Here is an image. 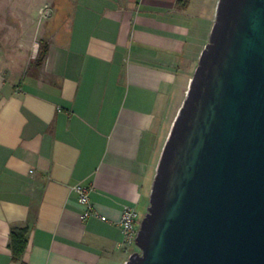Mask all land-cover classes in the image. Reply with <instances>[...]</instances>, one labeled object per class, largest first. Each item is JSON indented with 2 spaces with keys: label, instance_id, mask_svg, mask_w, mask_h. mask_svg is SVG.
<instances>
[{
  "label": "crops",
  "instance_id": "1",
  "mask_svg": "<svg viewBox=\"0 0 264 264\" xmlns=\"http://www.w3.org/2000/svg\"><path fill=\"white\" fill-rule=\"evenodd\" d=\"M220 1H7L26 33L0 42V264H127L137 253L124 243L123 210L149 211ZM46 3L49 54L37 67L28 32ZM80 183L94 187L107 221L82 219ZM24 227L29 245L16 262L10 235Z\"/></svg>",
  "mask_w": 264,
  "mask_h": 264
},
{
  "label": "water",
  "instance_id": "2",
  "mask_svg": "<svg viewBox=\"0 0 264 264\" xmlns=\"http://www.w3.org/2000/svg\"><path fill=\"white\" fill-rule=\"evenodd\" d=\"M127 264H264V0H221Z\"/></svg>",
  "mask_w": 264,
  "mask_h": 264
},
{
  "label": "rangeland",
  "instance_id": "3",
  "mask_svg": "<svg viewBox=\"0 0 264 264\" xmlns=\"http://www.w3.org/2000/svg\"><path fill=\"white\" fill-rule=\"evenodd\" d=\"M7 1L10 0H0V42L4 41L2 38L6 37L8 34L11 36L12 39L7 42L6 38H4L6 45L9 44V46H13V41L17 38L20 39L22 35H25V31L23 29L24 24L22 23L21 19L13 18V14L21 16L20 11H16L15 7L13 5L6 6ZM20 10V8H19ZM218 11V10H217ZM54 14V7L50 3H46L43 6L40 7L38 11V18H37V28L33 30V27L31 25V28H29V44H30V61L35 65L36 59L39 54L40 50V34L39 29L45 23L48 19H50ZM10 15L12 17H10ZM21 40V39H20ZM21 44V43H20ZM38 46V50H37ZM31 67V66H30ZM29 67V70H30ZM146 215L143 213L140 216L141 221L145 219ZM132 249L136 250L137 252L140 251L139 247L133 246Z\"/></svg>",
  "mask_w": 264,
  "mask_h": 264
},
{
  "label": "built area",
  "instance_id": "4",
  "mask_svg": "<svg viewBox=\"0 0 264 264\" xmlns=\"http://www.w3.org/2000/svg\"><path fill=\"white\" fill-rule=\"evenodd\" d=\"M38 50V46H37ZM73 191L78 196V203L83 208L82 219L88 220L93 216H100L101 220L107 221V217L99 214L96 206L91 201V192L94 187L92 185L80 183L75 185ZM141 219L135 208L126 206L123 210V215L120 220V227L125 235V246L131 249L133 246L137 247V237L141 227Z\"/></svg>",
  "mask_w": 264,
  "mask_h": 264
},
{
  "label": "trees",
  "instance_id": "5",
  "mask_svg": "<svg viewBox=\"0 0 264 264\" xmlns=\"http://www.w3.org/2000/svg\"><path fill=\"white\" fill-rule=\"evenodd\" d=\"M190 0H178L179 8H186ZM49 54V44L45 41L40 42V50L36 59L35 65L42 66ZM31 229L29 227L14 228L10 235L9 248L12 252L13 260L16 262L22 261L29 245V235Z\"/></svg>",
  "mask_w": 264,
  "mask_h": 264
}]
</instances>
